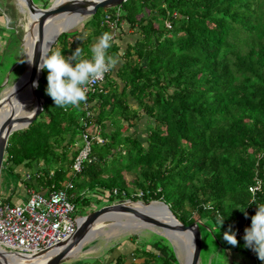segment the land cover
Segmentation results:
<instances>
[{
	"label": "trees",
	"instance_id": "16d2710c",
	"mask_svg": "<svg viewBox=\"0 0 264 264\" xmlns=\"http://www.w3.org/2000/svg\"><path fill=\"white\" fill-rule=\"evenodd\" d=\"M34 2L49 6L47 0ZM2 11L0 5V16L11 13ZM115 13L117 32L108 54L118 59L116 80L109 72L88 98L94 109L90 122L103 140L90 142L91 163L78 174L71 170L84 145L80 105L55 107L45 91V70L36 88L42 110L27 128L8 136L0 172L19 179L15 169L29 170L21 182L35 192L69 182L75 215L102 203L156 201L185 226L211 221L223 235L244 231L256 212L253 199L264 203L262 189L253 197L247 191L254 173L262 181L264 168V0H126L88 17L94 38L109 32L100 23ZM10 25L11 20L0 29L7 33L5 46L10 37L19 43ZM125 28L136 37L122 49L115 40L125 37ZM68 38L61 33L48 54L59 50L67 58L81 47L84 58L91 57L87 44ZM122 124L128 133L117 137ZM9 198L4 201L13 204ZM147 233L150 242L129 238L130 256L138 263L120 253L108 264H178L170 243ZM236 239L244 244L243 237ZM222 240L217 245L225 248ZM238 247L232 246L243 253Z\"/></svg>",
	"mask_w": 264,
	"mask_h": 264
},
{
	"label": "rangeland",
	"instance_id": "374dc122",
	"mask_svg": "<svg viewBox=\"0 0 264 264\" xmlns=\"http://www.w3.org/2000/svg\"><path fill=\"white\" fill-rule=\"evenodd\" d=\"M47 1L49 4L52 2V0ZM37 4L40 5V2H38ZM0 5L3 8L2 13L7 8L11 10L10 15L4 12V15H1L0 17H5L7 18V20H11L12 25H10V28H12L15 33L19 35V43L17 40H14L10 37L8 38L7 45L5 46V36H7V33L4 31H1L0 33V80L2 81L0 85L3 83L7 75L6 84L0 87L1 97L23 70L22 63H19L20 59H22L25 55L23 51L22 39L27 25L30 22V19L28 17L27 10H25V8L22 6H18L15 0H0ZM92 22L93 21H89L87 17L78 24H75L70 29L66 30L64 33L68 34L69 42H76L78 44L82 41V43L87 44V47L91 49L92 45L95 44L99 39L94 38L91 35V33L94 31V23ZM8 25L9 24L6 25L2 20H0V29H7L9 28ZM123 30H125V37H119L118 40L116 39L117 41L115 40L117 46L122 49L125 47L127 42L129 43L130 41H133V39H135L136 37V33L131 29L125 28ZM90 36L92 37L88 39V37ZM19 48L20 50L18 52ZM17 57L18 59L14 61ZM19 70H21V72L18 74ZM110 72L114 74L115 68H113ZM25 89L26 86L24 85L21 91H24ZM33 106H29L26 110L32 112L34 110ZM106 118H108V116ZM138 126H143V123L140 122ZM120 127L121 130L116 134L117 137H120L121 135H123V133H128L125 132L127 128L126 124H122V126ZM138 134L139 137L143 138V128L142 130H140V132H138ZM123 158H125V155H123ZM31 169L32 171H34V168ZM15 171L19 173L20 180L17 178L18 176L14 174H6L4 171L0 172V200H4L5 198L10 197V203L18 204L19 202L25 200V197L23 195L26 188L21 181H25L22 179H25L30 174V171L21 168H17L15 169ZM135 201L137 202V200ZM124 202L133 204V202L129 200H126ZM103 206H106L105 203H102L100 205V207ZM151 206L157 209L160 208L159 204H151ZM124 220L128 222H134L129 218H124ZM137 228L139 227H132L129 224H117L116 222H110L104 227L95 225L88 235L91 236L90 240L83 244L80 250L74 255V257L64 264H96V261L108 264L111 261V258L115 256V254L120 253L127 257L126 261H128V263H138L139 261L133 260L130 256L133 246L129 238L133 234L138 235V240H140L141 242L144 241L146 243L152 241V237L147 233L150 231L145 229L137 230ZM200 231L201 250L199 256V264H252L253 258L249 253H245L246 247L244 246V244H238V249L240 251H243V253L235 251L233 252V250L230 253L228 249L233 248L232 245L228 244L227 242L225 244V249L217 245V242H223V234L218 228L217 223L207 221L204 225H202ZM163 233L168 234L172 241V243L170 241L169 243L172 246L178 264H185L184 262L186 261L187 252L185 251V243L181 240V236L171 231H166Z\"/></svg>",
	"mask_w": 264,
	"mask_h": 264
},
{
	"label": "water",
	"instance_id": "95a60500",
	"mask_svg": "<svg viewBox=\"0 0 264 264\" xmlns=\"http://www.w3.org/2000/svg\"><path fill=\"white\" fill-rule=\"evenodd\" d=\"M125 1L126 0H52L46 8L38 7L34 0L24 1L30 22L23 35L22 45L24 51L25 39L28 37L30 45L29 57L31 60L33 59V65L30 70L26 72L27 59L24 55L22 72L9 86L3 96L0 97V169L8 136L15 131L27 128L42 110L43 100L36 94L37 87L33 86L34 82L38 84V80L42 73V71H37V66L40 62V55L41 53H48L58 36L65 32L61 31L56 33L48 41V39L46 40L45 36H43L44 23L61 15L73 17L75 18V21L79 20L81 22L84 18L92 16L97 9H113L120 6V4ZM6 82L7 75L0 87L6 84ZM27 82H30V93L37 100V104L34 106V110L28 119L27 125L24 128L11 130L9 126L11 108L14 100ZM134 203L139 202H133V204ZM152 203H158L163 210V214H160L156 218L149 217L129 206L131 203L124 201L94 209L89 213L78 216L73 233L62 242L47 250L22 255L0 249V264H7V261L22 260H37L39 262L38 264H64L74 257V255L80 250L81 246L85 244V241L87 242L90 240L88 235L92 228L95 225L104 222L106 215L109 213L111 214L113 211L116 212V215H114L115 217L118 214H122L130 220L138 223L139 228H137V230H148L151 233L164 238L168 242L169 240L164 234H162L163 232L171 231L176 233H186L190 243V258L188 264H199L201 250L200 229L202 224L198 220H194L186 226L181 224L172 215L168 206L162 202L150 201L141 204L147 206Z\"/></svg>",
	"mask_w": 264,
	"mask_h": 264
},
{
	"label": "built area",
	"instance_id": "2783aa9c",
	"mask_svg": "<svg viewBox=\"0 0 264 264\" xmlns=\"http://www.w3.org/2000/svg\"><path fill=\"white\" fill-rule=\"evenodd\" d=\"M117 15L118 13H115V17L111 18L109 14H105L100 23V26L108 29L113 39L116 37L117 32ZM164 26L169 28L167 23ZM108 73L101 80L92 82L87 86V100L81 103L84 127L81 138L84 145L72 161L71 170L74 174L80 173L84 164L91 163L92 159L89 156L90 142L103 143V140L97 137V130L90 122L92 110L88 98L99 91L98 86ZM92 131L95 135L92 134ZM257 180H260V178L254 173L253 183L247 188L251 197L260 191L253 193L249 190L256 186ZM70 188V183L65 182L56 190L49 188L44 192H35L26 189V199L18 204H9L4 200H0V249L22 255L32 254L47 250L71 235L75 229L77 215H75L73 204L69 202L68 190ZM112 194H115L114 190ZM135 196L139 197L140 193H136ZM243 217L244 226L246 213ZM235 234L236 238H241L244 236V231L239 229ZM248 252L253 258L252 264H257L254 252L250 248Z\"/></svg>",
	"mask_w": 264,
	"mask_h": 264
},
{
	"label": "clouds",
	"instance_id": "9594fccd",
	"mask_svg": "<svg viewBox=\"0 0 264 264\" xmlns=\"http://www.w3.org/2000/svg\"><path fill=\"white\" fill-rule=\"evenodd\" d=\"M0 20L6 25L10 23V20L5 17H0ZM114 39L109 32H104L98 41L92 45L90 58H84L81 47H77L72 55L67 58L59 50L52 51L51 54L41 53L37 71H47L45 91L53 100L55 107H79L82 102H86L87 86L92 82L101 80L118 63L115 56L108 54V49ZM32 60L29 63H32ZM33 86L37 87L38 84L34 82ZM93 111L94 109H92ZM262 185H264V181L257 180L256 186L249 190L255 193L261 189ZM252 204L256 205V212L251 217V226L244 229V246L255 252L257 259L264 261V203L257 204L253 199ZM230 232L231 229L229 232H225L223 239L235 247L238 245L236 234L235 232L229 234Z\"/></svg>",
	"mask_w": 264,
	"mask_h": 264
},
{
	"label": "bare ground",
	"instance_id": "6f19581e",
	"mask_svg": "<svg viewBox=\"0 0 264 264\" xmlns=\"http://www.w3.org/2000/svg\"><path fill=\"white\" fill-rule=\"evenodd\" d=\"M15 1L18 6H22L26 8L24 5L25 0H15ZM79 22H80L79 20L75 21V18L73 17H67V16H62V15L58 16L44 23L43 36H45L46 40L48 39L49 41L56 33L61 32V31H66L69 28L73 27L75 24H78ZM29 49H30L29 38L26 37L25 43H24V53L27 59L26 72H28L33 65V61L32 63H29L31 61L29 57V54H30ZM25 86H26V89L24 91H20V93L14 100L12 108H11V112L9 116V126L11 130L24 128L27 125L28 119L32 113L30 111H27L26 109L29 106H33V105L35 106L37 104V100L30 93V82H27ZM152 204H158V203H152ZM129 206L133 207L137 211L149 217L156 218L160 214H163V210L161 208H158V209L154 208L151 206V204L144 206L141 203H134V204H129ZM114 215H116V212L114 211L111 212V214L109 213L108 215H106L104 222L99 223L97 225L104 227L106 224L110 222H114V223L116 222L117 224H129L132 227H139V225L134 222L125 221L124 218H127V217H125L122 214H118L116 217ZM173 233H176V232H173ZM177 234L181 236V240L185 243V251L187 252V257L184 263L188 264L189 258H190V243L188 240V235L186 233H177ZM164 235L172 243L168 234H164ZM90 237L91 236H88V238ZM84 243H86V241ZM38 263L39 262L37 260L7 261V264H38Z\"/></svg>",
	"mask_w": 264,
	"mask_h": 264
},
{
	"label": "crops",
	"instance_id": "0c3cea01",
	"mask_svg": "<svg viewBox=\"0 0 264 264\" xmlns=\"http://www.w3.org/2000/svg\"><path fill=\"white\" fill-rule=\"evenodd\" d=\"M68 29V28H67ZM70 29V28H69ZM110 76L113 78V80H116V78H115V75L112 73V72H110ZM262 181H264V168H262ZM263 187V188H262ZM261 189H262V191L264 192V185H262L261 186ZM25 198H26V193L24 192V195H23ZM263 197H264V194H263ZM24 198V199H25ZM225 249V248H224ZM229 251H230V253H231V251L233 250V249H228ZM233 252H234V250H233ZM232 252V253H233ZM256 255V254H255ZM238 257V256H237ZM256 260H257V264H264V261H260L259 259H257V256H256Z\"/></svg>",
	"mask_w": 264,
	"mask_h": 264
}]
</instances>
